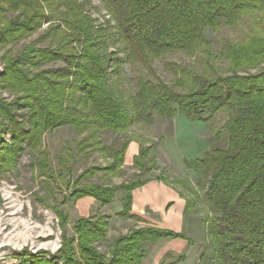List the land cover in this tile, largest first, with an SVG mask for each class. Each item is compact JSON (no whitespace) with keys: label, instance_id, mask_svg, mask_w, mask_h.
I'll list each match as a JSON object with an SVG mask.
<instances>
[{"label":"trees","instance_id":"16d2710c","mask_svg":"<svg viewBox=\"0 0 264 264\" xmlns=\"http://www.w3.org/2000/svg\"><path fill=\"white\" fill-rule=\"evenodd\" d=\"M101 2L108 11V28H96L90 0H0V46L29 38L47 24L39 38L6 59L5 72H0V87L20 94L11 103L0 99L1 149L15 156L24 148L40 152L45 132L71 126L84 135L78 148L98 149L112 159L104 170L119 176L131 139L119 149L103 144L101 132L152 125L157 116L172 119L181 114L210 121L228 109L232 112L224 125L228 146L190 162L199 172L209 223L213 253L208 264H264V0ZM224 27L238 30V35L215 53L206 30ZM178 53L195 62L169 60ZM60 62L65 66L46 68ZM124 62L143 68L130 78L136 89L127 99L117 95ZM156 62L171 78L157 75ZM19 109H27V121H19ZM150 149L142 148L135 156L139 171L132 183L83 182L97 169L92 168L73 182L79 186L75 199L92 197L106 206L123 189V209L117 215L134 216L133 191L152 180L144 177L152 171L145 163ZM40 155L35 160L42 170L48 160ZM12 160L5 162L11 165ZM191 209L188 198L185 214ZM109 217L80 218L76 236L64 238L62 264H142L147 243L186 238L169 229L141 227L119 237L108 257L96 244L107 238ZM60 218L67 223L66 216ZM34 257L31 263H38ZM45 261L40 263L59 264Z\"/></svg>","mask_w":264,"mask_h":264},{"label":"rangeland","instance_id":"374dc122","mask_svg":"<svg viewBox=\"0 0 264 264\" xmlns=\"http://www.w3.org/2000/svg\"><path fill=\"white\" fill-rule=\"evenodd\" d=\"M90 1V12L97 20L94 23L96 28L100 26L108 28L109 15L103 3L101 0ZM46 27L47 24L43 25L34 35L20 42L0 46V72H5V62L10 55L18 54L25 43L39 38ZM109 29L114 36V27ZM205 34L212 42L213 51L217 53L223 49L226 40L236 38L238 30L224 27L216 32L209 28ZM106 36L108 37L107 32ZM113 36L112 39L115 38ZM121 56L124 57V53H121ZM169 60L183 65L195 62L194 58H189L184 53L169 55ZM62 66L65 65L60 62L46 68ZM154 67L159 77L171 78L159 62H156ZM122 68L123 83L119 84L118 90L121 93L117 95L121 94L127 99L136 89L135 82L130 78L136 77L138 71H142L143 68L131 66L126 62L122 64ZM145 72L147 73L146 70ZM19 96L16 91L0 87V99L5 102L11 103ZM17 112L20 115L19 121L28 120L27 109H19ZM230 114L232 112L225 109L210 121H200L181 114L172 119L157 116L156 122L152 125L138 123L122 133L108 130L99 134L103 144L115 148L122 149L129 138L131 141L128 147L135 143L139 150L151 148L147 158L149 163L146 161L145 163L152 167V171L144 177L171 184L186 200L189 198L193 205V209L186 212L183 228L179 232L186 236L181 239L188 240V247L186 245L188 243H185L187 248L181 252L170 251L172 243H168V238L162 239L159 243L149 242L146 245L147 255L144 264L209 263L208 258L213 250L209 239L207 212L201 202L199 172L193 169L190 162L203 158L207 151L228 146V134L224 125ZM5 137L8 143H11L8 133ZM83 138L84 135L78 134L71 126H60L45 132L40 152L47 156L48 161L42 170L35 160L36 157H41L40 152L24 148L15 156L0 146V264H24L23 260L25 264L27 262L41 264L40 262L43 263L45 260V262L57 260L62 264L60 250L64 245V238L68 240L76 236L75 223L80 218L110 216L107 238L96 244L108 257L119 237L129 234L131 230L148 226L146 224L148 220H144L142 216L123 218L117 215L122 209L126 195L123 189L117 191L115 201L105 207L95 202L92 197L75 199L79 186L73 182L89 169L97 168L83 182L118 186L132 183L139 171L129 155L119 176H114L111 171L104 170L112 159L105 158L98 149L87 147L82 151L78 148L77 145ZM83 146H87V143ZM9 159H13L11 165L7 162ZM70 181L72 183L69 184ZM60 216L68 218L66 224H62ZM76 242L73 244L75 247L78 244ZM32 256L38 263H31Z\"/></svg>","mask_w":264,"mask_h":264},{"label":"crops","instance_id":"0c3cea01","mask_svg":"<svg viewBox=\"0 0 264 264\" xmlns=\"http://www.w3.org/2000/svg\"><path fill=\"white\" fill-rule=\"evenodd\" d=\"M139 151L138 146L132 143L127 149L125 159L130 155L133 161ZM95 202L97 201L95 200ZM186 205L187 200L180 194L179 190L163 180L152 179L133 191L132 213L136 216L144 217V220H148L146 223L148 224L147 227L164 228L180 232L184 225ZM168 243H172L169 250L177 252H181L186 245L187 247L189 245L188 240L181 238H168ZM185 243L188 244L185 245ZM144 262L145 260L142 264Z\"/></svg>","mask_w":264,"mask_h":264}]
</instances>
